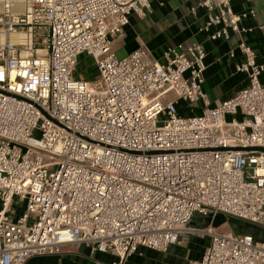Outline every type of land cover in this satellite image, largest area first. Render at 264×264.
Wrapping results in <instances>:
<instances>
[{
    "label": "built area",
    "instance_id": "built-area-1",
    "mask_svg": "<svg viewBox=\"0 0 264 264\" xmlns=\"http://www.w3.org/2000/svg\"><path fill=\"white\" fill-rule=\"evenodd\" d=\"M152 1L0 0V264L68 245L126 264L141 247L168 251L184 229L209 238L187 264H264V242L214 225L223 214L264 227V63L242 24L253 13L198 2L200 31L237 37L229 54L247 78L213 105L201 43L160 59L145 47L116 55L130 16L147 17ZM86 52L98 88L76 77ZM181 101L201 113L182 115ZM196 215L203 224L190 227Z\"/></svg>",
    "mask_w": 264,
    "mask_h": 264
},
{
    "label": "crops",
    "instance_id": "crops-1",
    "mask_svg": "<svg viewBox=\"0 0 264 264\" xmlns=\"http://www.w3.org/2000/svg\"><path fill=\"white\" fill-rule=\"evenodd\" d=\"M199 1L153 0L152 11L147 17L140 18L136 14L130 16L129 24L124 27V35L115 41L114 51L118 57H125L136 49L145 47L155 58L160 59L168 46L201 43L207 53L203 89L214 105L233 97L247 85V78L235 69L236 61L242 58L240 53L237 52L235 59L229 54L236 47L237 37L231 41L211 40L209 33L200 31L206 19V11L198 7ZM232 6L237 13L252 11L253 14L242 22L249 28L245 38L257 52V61L264 63V0H232ZM261 78L264 82V73ZM201 106L200 104V108ZM224 217L225 215L218 214L214 222L217 219L223 222L214 225L237 234L251 235L257 241L264 242V227L240 219L235 222L223 220ZM202 224L201 217L196 215L189 226ZM208 244V237L184 229L178 242L168 251L159 252L141 247L139 253L132 255L126 264H187L190 259L200 258ZM115 259L114 255L107 253H93L86 245H68L60 254L35 256L28 264H98Z\"/></svg>",
    "mask_w": 264,
    "mask_h": 264
},
{
    "label": "rangeland",
    "instance_id": "rangeland-1",
    "mask_svg": "<svg viewBox=\"0 0 264 264\" xmlns=\"http://www.w3.org/2000/svg\"><path fill=\"white\" fill-rule=\"evenodd\" d=\"M75 74H76V77L84 78L85 80L89 81L96 88H98L99 85L101 84L100 73L98 71V68H97L92 56L87 52L80 55ZM245 86H246V84H245ZM181 104H183V106ZM191 110H192V107H190L187 103H185L183 101L180 102L179 111L181 112L182 115L189 116L191 114H200L201 113L200 107L195 108L194 111H191ZM238 118H242V117L239 116ZM35 136L39 137V133L37 132L35 134ZM15 209H16V215H15V219H16L23 214L24 209H25V205L22 203H20V204L16 203ZM223 220H230L231 222L239 221V220H237V218L230 217V216H225ZM222 222L223 221H220V219H217V221L214 223H215V225H218Z\"/></svg>",
    "mask_w": 264,
    "mask_h": 264
}]
</instances>
